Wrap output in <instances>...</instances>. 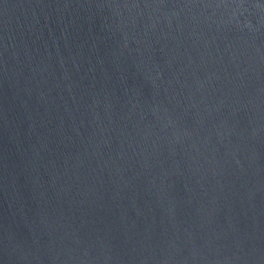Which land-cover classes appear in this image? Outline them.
<instances>
[{
	"label": "water",
	"instance_id": "water-1",
	"mask_svg": "<svg viewBox=\"0 0 264 264\" xmlns=\"http://www.w3.org/2000/svg\"><path fill=\"white\" fill-rule=\"evenodd\" d=\"M0 264H264V0H0Z\"/></svg>",
	"mask_w": 264,
	"mask_h": 264
}]
</instances>
